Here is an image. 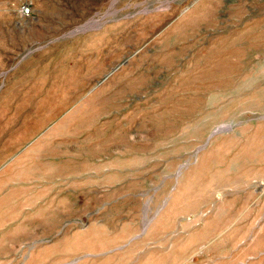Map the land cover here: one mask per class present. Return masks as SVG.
Masks as SVG:
<instances>
[{
	"label": "rangeland",
	"instance_id": "obj_1",
	"mask_svg": "<svg viewBox=\"0 0 264 264\" xmlns=\"http://www.w3.org/2000/svg\"><path fill=\"white\" fill-rule=\"evenodd\" d=\"M0 264H264V0H0Z\"/></svg>",
	"mask_w": 264,
	"mask_h": 264
},
{
	"label": "built area",
	"instance_id": "obj_2",
	"mask_svg": "<svg viewBox=\"0 0 264 264\" xmlns=\"http://www.w3.org/2000/svg\"><path fill=\"white\" fill-rule=\"evenodd\" d=\"M29 10H30L29 7H26V6L22 7V13L23 14H28L30 12Z\"/></svg>",
	"mask_w": 264,
	"mask_h": 264
}]
</instances>
